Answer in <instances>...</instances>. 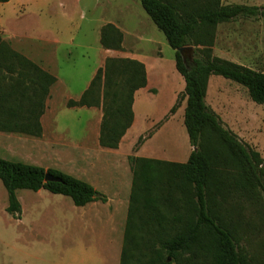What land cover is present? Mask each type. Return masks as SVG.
<instances>
[{
	"label": "rangeland",
	"instance_id": "1",
	"mask_svg": "<svg viewBox=\"0 0 264 264\" xmlns=\"http://www.w3.org/2000/svg\"><path fill=\"white\" fill-rule=\"evenodd\" d=\"M222 3L263 6L264 0ZM107 23L123 33L122 51L101 47L100 29ZM0 38L57 78L45 101L41 136L0 132V158L58 170L110 197L91 218L88 207L75 206L68 196L18 189L16 219L6 211L0 180V264H119L130 158L185 163L195 150L183 123L184 79L175 69L174 50L139 0H9L0 3ZM212 54L264 72V16L218 25ZM108 57L136 59L147 75L145 89L135 94L132 125L116 149L99 145L100 108L66 106L79 99ZM191 57L189 51L186 60ZM205 101L225 128L264 159V105L221 76L209 77Z\"/></svg>",
	"mask_w": 264,
	"mask_h": 264
},
{
	"label": "trees",
	"instance_id": "2",
	"mask_svg": "<svg viewBox=\"0 0 264 264\" xmlns=\"http://www.w3.org/2000/svg\"><path fill=\"white\" fill-rule=\"evenodd\" d=\"M139 2L174 50L175 69L184 79L183 123L195 150L185 163L130 158L131 192L119 264H264V238L259 237L264 233V159L225 128L205 101L209 77L221 76L264 105V72L212 54L218 25L263 17L264 5ZM122 41L115 25L101 27L103 49L122 51ZM182 47H191L190 60H183ZM56 82L0 38V132L40 137L45 101ZM146 84L142 62L108 57L79 99H69L66 106L100 108L99 145L116 149L134 119V94ZM46 174L59 181H45ZM0 180L7 193L6 211L16 219L21 216L18 189L68 196L75 206L104 201L89 183L71 175L3 158Z\"/></svg>",
	"mask_w": 264,
	"mask_h": 264
},
{
	"label": "crops",
	"instance_id": "3",
	"mask_svg": "<svg viewBox=\"0 0 264 264\" xmlns=\"http://www.w3.org/2000/svg\"><path fill=\"white\" fill-rule=\"evenodd\" d=\"M144 89H145V88H142V89H139V90H144ZM139 90H137V91L135 92V94H136ZM135 94H134V100H135ZM134 117H135V116H134ZM129 129H130V128H129ZM129 129L127 130L125 136H127ZM103 196H105V197H103ZM103 196H102V197L104 198V201H103V202H102V200H97V201H93V202H90V203L84 205V207H88V210L85 211V212H87V215H89L91 218L94 217V214H93V213H96L97 216H98V215H99V211H98L99 208H101V206H104L105 204L109 203L110 197H109V196H106V195H103ZM100 201H101V202H100ZM100 203H101L102 205H100ZM85 214H86V213H85ZM126 215H127V214H126ZM83 216H84V214H83Z\"/></svg>",
	"mask_w": 264,
	"mask_h": 264
},
{
	"label": "water",
	"instance_id": "4",
	"mask_svg": "<svg viewBox=\"0 0 264 264\" xmlns=\"http://www.w3.org/2000/svg\"><path fill=\"white\" fill-rule=\"evenodd\" d=\"M191 50V47H182L178 51L181 54L183 60H186V57L188 56V52ZM45 181H59L57 178H54L50 176L49 174L45 175Z\"/></svg>",
	"mask_w": 264,
	"mask_h": 264
}]
</instances>
